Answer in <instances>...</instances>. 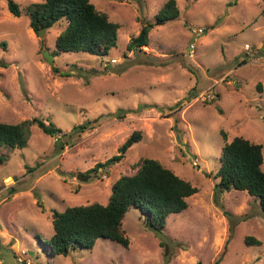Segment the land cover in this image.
I'll list each match as a JSON object with an SVG mask.
<instances>
[{"label":"rangeland","instance_id":"1","mask_svg":"<svg viewBox=\"0 0 264 264\" xmlns=\"http://www.w3.org/2000/svg\"><path fill=\"white\" fill-rule=\"evenodd\" d=\"M15 1L20 16L0 0V120L38 116L62 132L57 139L33 125L26 147H0V264H26L18 261L22 249L32 264H213L220 257L219 264H264L259 201L246 191L216 190L223 133L261 143L264 153V0H177L180 16L154 26L144 52L127 56L131 37L167 0H91L121 25L108 56L54 55L67 23L40 37L25 7L44 0ZM99 116L95 128L77 127ZM135 130L142 139L120 162L92 170ZM142 157L197 185L188 208L170 214L159 234L132 208L123 221L129 247L99 238L92 249L48 252L52 210L106 204L113 183ZM247 235L262 244L248 245Z\"/></svg>","mask_w":264,"mask_h":264},{"label":"trees","instance_id":"2","mask_svg":"<svg viewBox=\"0 0 264 264\" xmlns=\"http://www.w3.org/2000/svg\"><path fill=\"white\" fill-rule=\"evenodd\" d=\"M8 7L15 16H20L23 12L15 0H8ZM25 11L36 32L41 28H52L58 23H67L56 39L54 55L83 51L108 56L117 47L121 25L112 21L109 14L99 10L91 0H44L28 4ZM180 12L177 0H167L156 13L155 21L144 22L140 32L131 37L123 54L127 56L131 51L144 52L142 47L149 46L152 28L179 17ZM262 15L264 16V9ZM55 70L58 71L56 68ZM115 116L123 117V114L115 112ZM101 117L88 120L77 127L82 131L93 129ZM33 125L57 139L62 132L53 121L38 116L18 123L0 120V147H26ZM223 135L226 143L222 148L216 173L219 178L216 190L246 191L259 201L264 211L263 145L242 135H236L231 140L225 133ZM141 139L142 131L135 130L120 147L119 153L97 163L92 170L98 171L99 168H108L120 162L128 149ZM64 148L65 145L61 143V149ZM5 160L6 157L0 156V164ZM133 169V173L122 174L113 183L112 193L106 204L95 201L69 206L64 211L53 209L54 234L46 243L47 251L53 255H67L71 250L92 249L99 238L110 239L129 247L131 239L123 221L132 208L139 209L140 218L149 229L158 234L163 233L169 215L186 210L189 206L187 198L199 191L197 185L156 158L142 157ZM225 214L232 213L225 211ZM245 242L248 245L262 244V240L253 235H247ZM220 261L221 257L213 264H219ZM193 264L203 262L199 260Z\"/></svg>","mask_w":264,"mask_h":264},{"label":"water","instance_id":"3","mask_svg":"<svg viewBox=\"0 0 264 264\" xmlns=\"http://www.w3.org/2000/svg\"><path fill=\"white\" fill-rule=\"evenodd\" d=\"M45 30H46V28H41V29L38 30L37 33L39 34L40 37H43L44 36ZM43 56L46 58V60L48 61V63H50L51 65L54 64V57H53V55L48 50L44 51V55ZM79 177L81 179H83V180L88 178L87 175H80Z\"/></svg>","mask_w":264,"mask_h":264},{"label":"built area","instance_id":"4","mask_svg":"<svg viewBox=\"0 0 264 264\" xmlns=\"http://www.w3.org/2000/svg\"><path fill=\"white\" fill-rule=\"evenodd\" d=\"M194 48H195L194 43H191L190 44V49H191V53L192 54H193ZM26 255H27V251L25 249H22L21 252L19 253L18 261L19 262H24L26 264H32V259L29 258V257H26Z\"/></svg>","mask_w":264,"mask_h":264}]
</instances>
